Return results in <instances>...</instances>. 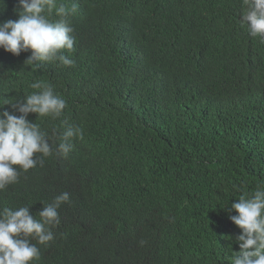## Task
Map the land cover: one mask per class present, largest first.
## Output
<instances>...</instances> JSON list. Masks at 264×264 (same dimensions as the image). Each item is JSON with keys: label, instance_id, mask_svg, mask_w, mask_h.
<instances>
[{"label": "trees", "instance_id": "1", "mask_svg": "<svg viewBox=\"0 0 264 264\" xmlns=\"http://www.w3.org/2000/svg\"><path fill=\"white\" fill-rule=\"evenodd\" d=\"M63 2L77 6L71 66L0 48V112L20 115L37 80L67 102L57 119L28 114L53 154L0 191V208L37 218L69 193L34 264H231L226 208L264 184V43L241 27L243 0ZM17 5L0 0V22ZM67 126L83 136L64 156Z\"/></svg>", "mask_w": 264, "mask_h": 264}, {"label": "clouds", "instance_id": "2", "mask_svg": "<svg viewBox=\"0 0 264 264\" xmlns=\"http://www.w3.org/2000/svg\"><path fill=\"white\" fill-rule=\"evenodd\" d=\"M243 5L241 27L264 43V0H243ZM14 11L17 19L0 22V48L16 56L31 50L25 62L33 68L39 67L38 62L64 66L74 63L62 50H74L76 37L69 17L77 11L75 4L69 7L63 0H18ZM53 14L56 19L51 18ZM30 87L38 91L27 94L23 103H12L20 115L8 110L0 112V191L19 182L20 170L27 172L36 166V153L45 157L53 154L47 133L30 121L28 114L57 119L67 107L66 100L51 84L37 80ZM74 136L82 138V129L67 126L58 145L64 156L71 150L69 141ZM69 199L67 192L57 195L38 211L39 218L30 212V206L0 208V264L38 261L40 250L32 241L48 245L54 240L52 229L60 223L58 209ZM226 210L235 211L230 219L241 230L235 236L239 250L232 249L231 264H264V184L251 194L241 193Z\"/></svg>", "mask_w": 264, "mask_h": 264}]
</instances>
